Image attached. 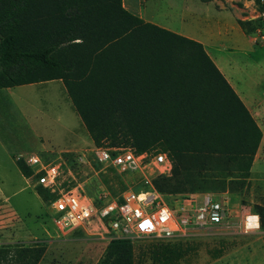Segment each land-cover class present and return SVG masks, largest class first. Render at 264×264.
Listing matches in <instances>:
<instances>
[{
    "label": "trees",
    "instance_id": "obj_1",
    "mask_svg": "<svg viewBox=\"0 0 264 264\" xmlns=\"http://www.w3.org/2000/svg\"><path fill=\"white\" fill-rule=\"evenodd\" d=\"M51 81L63 82L95 146L167 153L172 175L154 181L167 197L249 186L263 132L241 97L202 43L144 21L123 0H0V90ZM15 162L29 179L24 160ZM37 193L54 197L41 186ZM150 252L174 262L186 250ZM44 253L3 246L0 264H39ZM134 263L131 241L115 239L99 264Z\"/></svg>",
    "mask_w": 264,
    "mask_h": 264
},
{
    "label": "rangeland",
    "instance_id": "obj_2",
    "mask_svg": "<svg viewBox=\"0 0 264 264\" xmlns=\"http://www.w3.org/2000/svg\"><path fill=\"white\" fill-rule=\"evenodd\" d=\"M143 10L154 22L202 43L264 131V43L259 37L264 31V0H149ZM61 93L58 82L0 90V248L42 245L45 253L39 264H99L109 242L82 229L60 234L51 203L41 199L36 182L16 167L17 159L35 154L47 160L62 156L67 164L62 187L80 185L96 202L105 191L113 195L111 189L120 193L136 186L137 177L117 181L100 172L93 156L97 146L72 104L69 113L67 104L63 113L56 109ZM207 194L229 202L224 225L184 239H125L132 243L134 264H264V227L258 214L264 210V180L250 181L241 193ZM257 215L259 228H247L246 218ZM178 243L186 250L179 260L152 259L153 246Z\"/></svg>",
    "mask_w": 264,
    "mask_h": 264
},
{
    "label": "built area",
    "instance_id": "obj_3",
    "mask_svg": "<svg viewBox=\"0 0 264 264\" xmlns=\"http://www.w3.org/2000/svg\"><path fill=\"white\" fill-rule=\"evenodd\" d=\"M259 34L264 43V31ZM93 156L101 167L100 172L122 180L137 177L136 186L128 185L117 196L105 191L96 202L80 185L62 187L64 166L67 167L62 156L47 160L35 154L24 161L32 170L29 179L54 196L50 201L53 221L62 235L82 229L108 242L128 238L176 240L220 227L230 216L228 203L212 194L169 202V197L154 185L157 178L172 175L173 163L165 152L138 153L131 147H96ZM78 159L84 162L83 157ZM250 218L245 221L247 228Z\"/></svg>",
    "mask_w": 264,
    "mask_h": 264
},
{
    "label": "crops",
    "instance_id": "obj_4",
    "mask_svg": "<svg viewBox=\"0 0 264 264\" xmlns=\"http://www.w3.org/2000/svg\"><path fill=\"white\" fill-rule=\"evenodd\" d=\"M149 0H134V1H131V2H128L127 0H123L124 2V6L125 8L130 11L132 14L142 18L144 21L146 22H149V23H152L154 25H157L159 27H162L164 29H167L169 31H172L174 33H177V34H180V32H177L175 30H172L171 28L167 27V26H163L157 22H154V20L148 18L143 10V4L144 2H147ZM181 35V34H180ZM189 38V37H188ZM51 82H58L59 83V88H60V91L63 93H61V97L59 98V103L57 104V110L60 111L61 113L64 112L65 110V105L67 104V111L69 113V109L71 107V99L69 98V95L67 93V90L63 84L62 81H51ZM46 83H49V82H46ZM46 83H41V84H33V85H42V84H46ZM12 89V88H11ZM65 89V90H64ZM4 90V89H3ZM236 91V90H235ZM65 92V93H64ZM67 94V96L65 95ZM70 100V101H69ZM71 102V103H70ZM244 102V101H243ZM246 105V104H245ZM73 106V104H72ZM247 106V105H246ZM248 108V107H247ZM249 109V108H248ZM250 111V110H249ZM251 112V111H250ZM77 114V113H76ZM252 114V113H251ZM78 115V114H77ZM253 116V114H252ZM63 117V116H62ZM79 117V116H78ZM254 117V116H253ZM64 118V117H63ZM80 118V117H79ZM255 118V117H254ZM81 120V119H80ZM256 122L258 123L259 127L261 128L262 132H263V140L261 142V145H260V150H258V153L255 157V160H254V164H253V167H252V170H251V176H250V179L249 181H262L264 180V157H262V155L264 154V131H263V128L262 126L259 124V122L257 121V119H255ZM39 140L42 141L41 138H38ZM47 149V148H45ZM44 150V149H43ZM262 150H263V153H262ZM68 152V151H66ZM14 162V161H13ZM15 164V163H14ZM16 165V164H15ZM17 167V166H16ZM258 167L262 168V170H260V172L258 173ZM18 171L20 172V174L23 176V174L21 173V171L19 170V168H17ZM226 193V192H225ZM229 193V192H228ZM202 194H207V193H202ZM213 195V194H212ZM214 196V195H213ZM215 197V196H214ZM229 204V202H227Z\"/></svg>",
    "mask_w": 264,
    "mask_h": 264
},
{
    "label": "clouds",
    "instance_id": "obj_5",
    "mask_svg": "<svg viewBox=\"0 0 264 264\" xmlns=\"http://www.w3.org/2000/svg\"><path fill=\"white\" fill-rule=\"evenodd\" d=\"M258 220H259V216H255L252 218V223L248 225V227H256V228H259V223H258Z\"/></svg>",
    "mask_w": 264,
    "mask_h": 264
},
{
    "label": "bare ground",
    "instance_id": "obj_6",
    "mask_svg": "<svg viewBox=\"0 0 264 264\" xmlns=\"http://www.w3.org/2000/svg\"><path fill=\"white\" fill-rule=\"evenodd\" d=\"M252 222H253V221H252V218H250L248 225L251 224ZM249 228H250V227H249ZM251 228H256V227H251Z\"/></svg>",
    "mask_w": 264,
    "mask_h": 264
}]
</instances>
